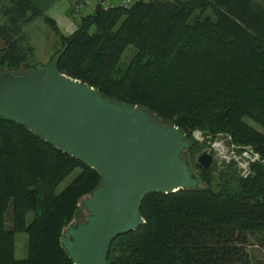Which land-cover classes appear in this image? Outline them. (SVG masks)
<instances>
[{
	"label": "trees",
	"instance_id": "16d2710c",
	"mask_svg": "<svg viewBox=\"0 0 264 264\" xmlns=\"http://www.w3.org/2000/svg\"><path fill=\"white\" fill-rule=\"evenodd\" d=\"M0 15V40L28 65L34 48L24 26L43 12L28 0H2ZM81 20L63 36L54 62L61 73L110 100L150 108L184 134L227 133L264 157V7L257 0H107ZM129 46L135 53L122 68ZM200 151L191 144L194 161ZM196 165L206 187L147 193L145 223L113 240L107 264H256L250 246L264 233V167L242 178L232 164L224 171ZM100 182L96 169L0 117V264H75L61 238L79 199ZM17 232L28 235L22 259Z\"/></svg>",
	"mask_w": 264,
	"mask_h": 264
},
{
	"label": "water",
	"instance_id": "95a60500",
	"mask_svg": "<svg viewBox=\"0 0 264 264\" xmlns=\"http://www.w3.org/2000/svg\"><path fill=\"white\" fill-rule=\"evenodd\" d=\"M0 117L28 127L102 176L84 199L89 214L61 238L75 264H107L113 240L145 223L140 208L147 193L199 186L183 155L191 143L177 126L104 97L55 64L24 76L0 74ZM197 161L209 169L212 155L204 150Z\"/></svg>",
	"mask_w": 264,
	"mask_h": 264
},
{
	"label": "rangeland",
	"instance_id": "374dc122",
	"mask_svg": "<svg viewBox=\"0 0 264 264\" xmlns=\"http://www.w3.org/2000/svg\"><path fill=\"white\" fill-rule=\"evenodd\" d=\"M76 1V0H75ZM115 1V0H113ZM258 3L264 7V0H257ZM74 1L72 0V3ZM97 2V1H96ZM99 2L93 4L92 2L89 5V12H85L86 14L84 16L89 15L90 12L96 7V5ZM88 8V9H89ZM44 14V13H43ZM45 14L42 16H39L35 21L25 24L24 31L26 33L27 37V44L28 46H32L34 48V56L30 57L29 63L22 64L19 63L12 55H10L7 51V47L5 46L4 42L0 40V74L9 72L13 75L17 76H24L31 74L33 72L38 71H47L51 68V66L54 64L58 54L64 49V38L59 30L55 28L51 23L46 21ZM50 18V17H49ZM72 18V17H71ZM4 21V18L0 15V23ZM77 25L82 22V20L75 21ZM135 53V48L133 46H129L125 52L123 53V56L121 58L120 67L124 68L128 63L130 62L131 58L133 57ZM144 109L157 121L166 124V125H175L173 122L167 120L166 118L160 116L158 113L154 112L150 108L144 107ZM204 132V136H206V139L204 138L202 141L196 140L194 138V133L196 131H187L185 134V138L191 143V144H198L201 146V151L197 154L196 160L191 158L189 149L185 150L183 155L188 159L189 163L193 167V170L196 174V176L199 178V186L200 188H205L206 183L202 180H200V176L202 173V169L198 168L196 163H198L197 158L198 156L209 146L210 142L217 138H228L227 133H216L207 134L202 129H197ZM231 136V135H230ZM231 140L238 144L234 138L231 136ZM199 164V163H198ZM226 167H222L219 170H223ZM219 170L215 172H220ZM82 171L81 167L77 168L71 176H69L65 181L61 182L59 185L58 190H62L66 187V185L74 178L76 177L80 172ZM101 184V182H100ZM91 195L85 194L82 196L78 201V207H79V213L75 216V219L72 220L70 224L73 222H83L85 220V217L89 214V212L86 209V206L84 204V199L88 198ZM10 213L7 214L6 220L7 224H10L12 220V207L9 209ZM30 218L32 215H28ZM69 224V225H70ZM68 225V226H69ZM68 226L65 227V230L68 228ZM64 230V231H65ZM27 239L28 235L25 232H17L16 233V245L19 246V249H22L25 247V250L27 248ZM251 246H250V252L254 258V261L256 264H264V233L261 234H255L251 237Z\"/></svg>",
	"mask_w": 264,
	"mask_h": 264
},
{
	"label": "built area",
	"instance_id": "2783aa9c",
	"mask_svg": "<svg viewBox=\"0 0 264 264\" xmlns=\"http://www.w3.org/2000/svg\"><path fill=\"white\" fill-rule=\"evenodd\" d=\"M71 1L70 15L74 20H80L87 12L92 0H73ZM123 6H130L135 0H115ZM194 133L196 140L202 141L206 136L204 132L197 130ZM228 138H217L210 142L205 149L212 155V164L218 168L232 164L237 169L239 176L249 178L255 174L254 166L259 164L264 167V157L252 145L236 144ZM204 141V140H203Z\"/></svg>",
	"mask_w": 264,
	"mask_h": 264
},
{
	"label": "crops",
	"instance_id": "0c3cea01",
	"mask_svg": "<svg viewBox=\"0 0 264 264\" xmlns=\"http://www.w3.org/2000/svg\"><path fill=\"white\" fill-rule=\"evenodd\" d=\"M2 0H0L1 3ZM34 6L39 8L46 16L53 19L56 23V26L59 32L63 35L73 34L78 25L73 18H71V1L70 0H28ZM97 0H92V3L95 4ZM112 1V0H111ZM91 8L87 10L89 12ZM95 29V26L92 27V30ZM16 256L17 258H24L26 256L25 247L19 249V246L16 245Z\"/></svg>",
	"mask_w": 264,
	"mask_h": 264
}]
</instances>
